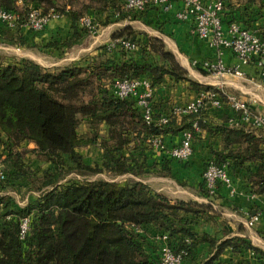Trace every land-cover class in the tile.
<instances>
[{"label":"trees","instance_id":"16d2710c","mask_svg":"<svg viewBox=\"0 0 264 264\" xmlns=\"http://www.w3.org/2000/svg\"><path fill=\"white\" fill-rule=\"evenodd\" d=\"M17 1L0 0V10L20 16L17 28L11 32L3 25L0 36L23 46L20 28L27 10L31 6L40 8L43 15L54 11L70 20L71 35L51 40L42 48L59 51L87 35L79 20L88 11L112 10L118 18L125 11L122 0H21V5ZM234 2L225 8V22H236L264 40V26L253 28L249 15L251 9L261 14L264 0ZM138 34L130 27L116 32L111 40L129 41L137 49L110 52L105 44L86 66L69 64L48 69L30 59L8 62L0 58V145L6 175L4 181L0 180V264H158L156 244L145 241L137 232L145 231V225L173 240L175 252L184 253L183 264H190L199 242L210 247L209 258L200 264H221L218 259L225 249L235 254L252 251L264 259V253L240 237L222 241L207 234L197 237L190 226L199 219L215 217L212 206L171 199L143 181L153 168L147 163L146 154L152 149L147 138L175 136L197 122L200 131L206 129L209 135L221 138L222 150L214 151L210 161L234 168L257 165L256 171L249 173L248 184L255 195L264 198V140L244 127L222 124L208 128L201 116L173 117L165 127L158 128L146 124L134 99L115 98L108 85L121 79H147L152 90L165 79L187 82L196 93L216 89L192 81L175 55L163 49L161 41L138 38ZM82 123L88 134H78ZM25 143L33 144V148L20 151ZM84 147L101 150L100 165L84 163L79 152ZM26 152L49 167L33 173L23 162ZM160 170V176L171 177L166 164ZM69 173L84 177L105 173L126 179L120 183L86 180L62 184ZM20 183H31L39 191L34 202L23 207L7 195L9 188ZM199 190L202 197L212 198L205 193L203 181ZM23 218L30 222L25 238L20 240Z\"/></svg>","mask_w":264,"mask_h":264},{"label":"crops","instance_id":"0c3cea01","mask_svg":"<svg viewBox=\"0 0 264 264\" xmlns=\"http://www.w3.org/2000/svg\"><path fill=\"white\" fill-rule=\"evenodd\" d=\"M229 3L234 4L235 2L231 0L227 2V4ZM179 6L177 1L171 12L151 8L139 16L124 13L122 18L115 17L112 10L104 13L90 10L85 17L93 20L95 31L88 32L72 46L70 51L66 48H63L62 51L42 48L46 43L56 40V38L58 41L70 37V20L67 17L62 16L51 20L48 26L40 32L33 33L23 25L20 28V35L24 40L23 46L11 44L0 36V51L15 53L17 57L29 58L41 65L40 58L34 51L38 50V52H49L52 54L51 56L57 55V65L71 61L70 64L86 66L90 58L101 53V47L111 40L116 32L130 27L139 33L138 38L148 37L161 41L165 47L164 50L175 55L192 81L200 85L221 88L224 92L245 100L254 110L264 114V83L256 77L258 70L252 66L242 65L230 50L222 49L218 54L209 43L195 37L192 33L193 25L190 19L184 22H178L175 19V11ZM262 6V18L259 19L258 16L251 18L253 28L264 26V4ZM65 9L69 10L70 6H66ZM3 25L0 23V29L4 31ZM87 39L90 41L87 42ZM85 54H88L89 57L83 59ZM204 61L213 63L220 61L228 67H236L244 73L245 77L239 78L227 74L215 75L208 72L203 74L199 65ZM250 77H254V79L250 80ZM195 94L196 90L190 87L187 82L173 83L170 79H165L159 88L153 90L150 104L153 106L155 114L161 116L173 106L187 103ZM200 116L202 122L208 128H212L216 125H227L233 114L227 107L214 109L207 105ZM177 124H180V121H177ZM254 133L258 135V133ZM182 135L183 132L175 136H163V148L149 150L146 154L147 163L153 168L149 170L148 175L144 176L143 181L157 192H164L165 185L163 183L168 178L185 181L188 189L190 188L192 191V193H188L190 197L188 200L209 204L218 211V215L209 221L199 219L190 226L197 237L207 234L215 237L218 241L240 237L264 253V198L255 195L248 184L249 173L256 171L257 165L246 164L242 168L229 166L227 170L232 180V187L219 185L214 197L204 198L199 190L203 168L207 161L214 159V151L222 150L221 138L218 135H209L206 129L201 130L193 141L191 157L186 162H179L169 157V150L180 143ZM29 146L31 147L33 144H29ZM2 157L4 158V156ZM163 164L168 166L171 177L159 175ZM184 192L186 193V191ZM253 216H257L258 221L249 228L246 223L248 218ZM143 228L149 236L158 234L151 226L145 225ZM209 253L208 243H197L190 264H200L206 261L210 256ZM218 260L221 264H263L264 262V259H259V254L255 252L243 250L241 253L235 254L230 249H225Z\"/></svg>","mask_w":264,"mask_h":264},{"label":"built area","instance_id":"2783aa9c","mask_svg":"<svg viewBox=\"0 0 264 264\" xmlns=\"http://www.w3.org/2000/svg\"><path fill=\"white\" fill-rule=\"evenodd\" d=\"M180 6L175 11V19L184 22L187 19L192 21V33L198 39L209 43L218 54L222 49L231 51L235 59L244 66H252L258 70V77L264 83V40L250 30L245 29L236 22H225L224 13L227 3L224 0H123L124 13L142 15L148 9L156 8L164 12L174 10L175 2ZM21 0L17 5H21ZM115 17H119L118 14ZM24 26L33 32H40L45 29L49 22L59 18L54 11L47 15L41 13L40 8L30 7L24 16ZM20 16L18 13L0 10V23L7 29L14 31ZM79 26L87 32L95 31V25L91 18L83 17L79 20ZM126 50L129 52L137 49L136 44L129 41L111 40L107 43L108 51ZM199 67L215 75H233L239 78L245 77L242 71L236 67H228L218 62L204 61ZM254 77H250L253 80ZM111 94L117 99L132 98L139 109L146 124H152L158 128L165 127L171 118H183L187 116H200V111L207 105L214 109L227 107L233 114L227 122V126L234 128L253 129L254 132L264 140V114L254 110L245 100L240 97L224 92L221 88L215 90L199 91L195 96L183 105L173 106L168 112L161 116H155V110L150 104L153 90L150 88L147 79L139 80H115L108 85ZM255 103V102H254ZM200 133L197 122L192 124L191 129L183 131L182 139L178 145L169 150V156L177 161L186 162L192 155V144L195 135ZM147 144L152 148L162 149L161 136L148 137ZM264 149V148H263ZM228 163L217 165L207 161L202 172V181L205 193L214 197L217 187L223 185L232 187V180L228 173ZM6 178L2 167H0V180ZM19 205V204H18ZM264 212V207H263ZM258 221L257 216L248 218L246 226L251 228ZM29 218H23L20 222L19 238H25ZM140 233V230H137ZM154 243L157 246L158 264H183L182 252H175L173 240L167 234H156ZM189 244L188 240H185ZM264 264V262H263Z\"/></svg>","mask_w":264,"mask_h":264},{"label":"rangeland","instance_id":"374dc122","mask_svg":"<svg viewBox=\"0 0 264 264\" xmlns=\"http://www.w3.org/2000/svg\"><path fill=\"white\" fill-rule=\"evenodd\" d=\"M256 10L257 9H251L250 10V14H249L250 17H257L258 16L259 19H261L262 18L261 14H259ZM86 33L88 34V32H86ZM56 40H57V38H56ZM89 41H90V39H87V42H89ZM109 41H111V40H109ZM109 41L106 42L105 44L109 43ZM83 43H84V41H83ZM71 48L72 47L67 48V50L70 51ZM163 49H165L164 46H163ZM52 50H54V49H52ZM34 51L39 56V58H40L39 62L41 63V66L44 68L52 69V68H57V67H63L65 65H69L71 63V61H68V62H63V63L57 65V55L51 56L52 54L49 52H38V50H34ZM86 57H89L88 54L83 59H85ZM0 58H3V59L6 58L8 60V62L16 61L15 58L29 59V58L17 57L15 53H12V52L10 53L9 51H6V52L0 51ZM20 59H18V60H20ZM34 62H36V61H34ZM36 63L38 64V62H36ZM77 132L79 135L88 134V130H87L86 125L82 123L79 126ZM28 146H29V144H26V143L23 144L20 148V151H22V150L29 151L30 149L33 148V146H31V147L30 146L28 147ZM1 147L2 146L0 145V167L3 166V159H4L2 157L3 149ZM100 151L101 150L98 147H84V148L79 150V152L83 156L84 163H86L87 165H90L92 167L100 165V160H101V152ZM65 161H66V163L69 164V162L67 160H65ZM23 162L33 173L40 171V169H42V168L49 167V164L38 160L34 156V154H31L29 152H26L25 157H23ZM151 177H153V176H151ZM125 179H126L125 177H113L112 175L105 174V173L97 174V175L91 176V177H84V176L77 175L75 173H69L68 175L65 176V178L61 182H62V184H65V183L83 182L86 180H89V181L90 180H106V181H115V182L120 183V182H123ZM168 179H166V181L163 183L165 185L164 186L165 190L162 193L171 199L188 201V199L190 198L188 193H192V191L190 190V188L188 189L186 182L185 181H177V180L170 179V178H168ZM27 183H20V184L16 185L14 187V189L9 188V190L7 192V195L11 196L17 202V204H19L20 207L25 206L28 202H34V200L37 198V196L39 194V191L35 188L34 185L32 187L31 183L29 185ZM184 191H186V193ZM212 209H213L214 216L218 215V211L215 210L213 207H212ZM140 234L144 237L145 241L151 240L153 242L154 239L156 238L155 236H151V235L149 236L145 231H140Z\"/></svg>","mask_w":264,"mask_h":264}]
</instances>
